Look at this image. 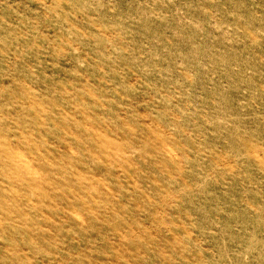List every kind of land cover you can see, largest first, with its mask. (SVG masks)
<instances>
[{"label":"rangeland","instance_id":"obj_1","mask_svg":"<svg viewBox=\"0 0 264 264\" xmlns=\"http://www.w3.org/2000/svg\"><path fill=\"white\" fill-rule=\"evenodd\" d=\"M0 264H264V0H0Z\"/></svg>","mask_w":264,"mask_h":264}]
</instances>
